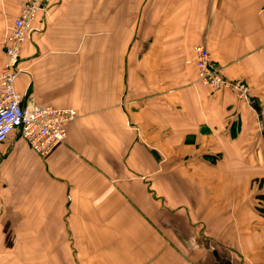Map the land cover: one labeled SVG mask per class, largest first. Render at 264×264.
Segmentation results:
<instances>
[{
  "label": "crops",
  "instance_id": "1",
  "mask_svg": "<svg viewBox=\"0 0 264 264\" xmlns=\"http://www.w3.org/2000/svg\"><path fill=\"white\" fill-rule=\"evenodd\" d=\"M33 26L15 91L77 117L45 159L0 145V264H264V0H45Z\"/></svg>",
  "mask_w": 264,
  "mask_h": 264
},
{
  "label": "built area",
  "instance_id": "2",
  "mask_svg": "<svg viewBox=\"0 0 264 264\" xmlns=\"http://www.w3.org/2000/svg\"><path fill=\"white\" fill-rule=\"evenodd\" d=\"M45 0H26L12 30L5 41L6 63L0 70V145L11 134L21 138L31 151L41 159L62 145L66 129L77 117L73 109H55L32 102L23 103L16 93L14 83L20 73V52L26 41L36 33L33 23ZM198 83L215 92L230 90L238 99L248 97V88L241 81H230L222 69L201 47L194 51Z\"/></svg>",
  "mask_w": 264,
  "mask_h": 264
},
{
  "label": "trees",
  "instance_id": "3",
  "mask_svg": "<svg viewBox=\"0 0 264 264\" xmlns=\"http://www.w3.org/2000/svg\"><path fill=\"white\" fill-rule=\"evenodd\" d=\"M253 183L258 185V194L255 197L254 209L264 218V179L254 180Z\"/></svg>",
  "mask_w": 264,
  "mask_h": 264
},
{
  "label": "rangeland",
  "instance_id": "4",
  "mask_svg": "<svg viewBox=\"0 0 264 264\" xmlns=\"http://www.w3.org/2000/svg\"><path fill=\"white\" fill-rule=\"evenodd\" d=\"M257 187L258 185L256 183H251L250 191L252 192L253 196L259 193Z\"/></svg>",
  "mask_w": 264,
  "mask_h": 264
}]
</instances>
